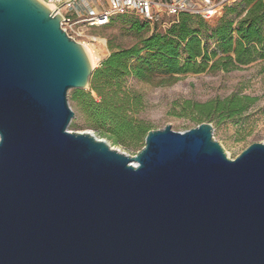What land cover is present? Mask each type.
<instances>
[{"label":"water","instance_id":"1","mask_svg":"<svg viewBox=\"0 0 264 264\" xmlns=\"http://www.w3.org/2000/svg\"><path fill=\"white\" fill-rule=\"evenodd\" d=\"M38 0H0V264H264V144L201 123L129 156L68 128L84 47Z\"/></svg>","mask_w":264,"mask_h":264},{"label":"trees","instance_id":"2","mask_svg":"<svg viewBox=\"0 0 264 264\" xmlns=\"http://www.w3.org/2000/svg\"><path fill=\"white\" fill-rule=\"evenodd\" d=\"M247 6L244 16L237 19L231 17L234 10H226L213 26L184 14L164 32L112 51L93 71L88 90L72 91L70 101L83 118L84 128L114 146L143 147L150 128L134 118L143 108V97L123 89L125 78L149 82L158 74L174 77L207 70L230 72L264 58V0H247ZM147 27L140 20L130 24L136 33ZM253 102L248 96H233L194 104L197 124L212 120L214 115H240Z\"/></svg>","mask_w":264,"mask_h":264},{"label":"rangeland","instance_id":"3","mask_svg":"<svg viewBox=\"0 0 264 264\" xmlns=\"http://www.w3.org/2000/svg\"><path fill=\"white\" fill-rule=\"evenodd\" d=\"M247 7V0H235L223 8L221 17L226 10L231 9L234 10L231 17L237 19L244 16ZM221 17L207 23L213 26ZM134 20L140 19L132 15H120L107 26L90 31V37L95 40L85 41L82 45L89 47L95 57L94 70L100 67L112 51L129 48L154 33L163 32L148 25L145 30L136 33L130 29ZM122 87L143 97L144 105L135 115L136 121L145 124L150 130H160L169 125L175 132H184L198 126L194 104L248 96L254 102L242 114L231 118L214 115L212 120L204 123L211 124L212 139L231 160L253 143L264 144V58L230 72L207 70L200 74L174 77L158 74L149 82L129 77L123 80ZM72 91H68L67 97L75 116L68 129L82 132L85 130L83 118L74 110L70 101ZM110 145L129 156H134L142 148L141 144L134 148Z\"/></svg>","mask_w":264,"mask_h":264},{"label":"built area","instance_id":"4","mask_svg":"<svg viewBox=\"0 0 264 264\" xmlns=\"http://www.w3.org/2000/svg\"><path fill=\"white\" fill-rule=\"evenodd\" d=\"M61 17L60 27L72 40L83 44L95 40L92 29L107 26L113 18L132 15L163 32L181 15L209 22L235 0H38ZM98 101L97 97L93 94Z\"/></svg>","mask_w":264,"mask_h":264},{"label":"bare ground","instance_id":"5","mask_svg":"<svg viewBox=\"0 0 264 264\" xmlns=\"http://www.w3.org/2000/svg\"><path fill=\"white\" fill-rule=\"evenodd\" d=\"M81 45H82V44H81ZM82 46L84 47V49H85V51H86V54L88 55V58H89V60H90V62H91V64H92V67H94V66H95V57L93 56V54H92L90 48L87 47V46H85V45H82Z\"/></svg>","mask_w":264,"mask_h":264},{"label":"crops","instance_id":"6","mask_svg":"<svg viewBox=\"0 0 264 264\" xmlns=\"http://www.w3.org/2000/svg\"><path fill=\"white\" fill-rule=\"evenodd\" d=\"M221 17V16H220ZM217 19V18H216Z\"/></svg>","mask_w":264,"mask_h":264}]
</instances>
